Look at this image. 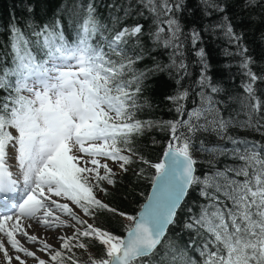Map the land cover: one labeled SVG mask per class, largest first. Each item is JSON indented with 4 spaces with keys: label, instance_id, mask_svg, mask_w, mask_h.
Returning a JSON list of instances; mask_svg holds the SVG:
<instances>
[{
    "label": "snow or ice",
    "instance_id": "6c2138e0",
    "mask_svg": "<svg viewBox=\"0 0 264 264\" xmlns=\"http://www.w3.org/2000/svg\"><path fill=\"white\" fill-rule=\"evenodd\" d=\"M201 2L205 9L222 14L204 31L221 32L236 47L235 52L224 48L223 54L240 57L243 94L239 104L246 117L243 120L220 116L217 104L221 101L214 96L224 89L209 75L207 53L198 46L202 33L196 28L184 32L176 15L184 9V0H136L141 8L135 15L147 19L146 10L152 17L153 26L147 32L140 23L117 27L134 15L131 0L123 7V16H111V28L101 24L92 2L86 7L77 6L73 12L77 17L74 38L66 36L59 19L39 28L30 24L28 32L15 24L10 26L7 48L0 53V91L5 93L0 96V252L6 264H12L13 259L18 264L26 262L19 255H9L3 243L5 237L16 253L33 257L38 264H48L16 238L20 235L28 243L37 242V237L26 231L31 225L26 226L25 220H35L47 230L73 228L71 235L58 237L61 250H52L41 241L40 250L48 252L51 264H79L73 249L87 252L85 240L103 247L98 258L89 253V264H163L168 260L171 264L177 260L181 264H264V143L228 134L230 128H239L264 136V89L257 84L264 81V75L252 70L255 61L247 54L243 33L232 24L227 3ZM261 3L264 0H244L241 10ZM107 7L121 10L115 4ZM27 11L33 12L32 5ZM204 15L211 13L205 10ZM145 36L151 50H167L170 63H155L136 72L133 65L149 51L144 48ZM187 42L201 68L195 81L200 89V105L187 112V119H137L144 81L165 71L170 76L175 73L173 78L179 86L165 99L175 106L178 117L185 115L183 101L189 90H181V81L190 75L185 62ZM130 45L143 50L130 56ZM152 127L167 129L170 137L162 159L156 163L144 159L134 147V138ZM198 132L214 134L233 146L230 150L208 147L201 140V153H230L241 163L198 176L199 162L193 156ZM12 158L15 164L10 166ZM109 160L118 162L124 173L137 160L154 169L152 191L136 215L118 212L96 197L97 190L107 194L104 184L116 183ZM10 167L17 171L13 173ZM142 174L143 169L136 173ZM197 186L198 195L208 203L200 205L198 214L178 221L186 197ZM70 204L89 219L104 211L122 216L130 222L125 226L126 235L117 236L88 223ZM187 212L192 213V208ZM177 227L181 233H194L179 252L171 239H165L170 228ZM160 248L165 249L163 254ZM188 249L198 253L199 261L188 256ZM157 256L159 260L154 259Z\"/></svg>",
    "mask_w": 264,
    "mask_h": 264
},
{
    "label": "trees",
    "instance_id": "16d2710c",
    "mask_svg": "<svg viewBox=\"0 0 264 264\" xmlns=\"http://www.w3.org/2000/svg\"><path fill=\"white\" fill-rule=\"evenodd\" d=\"M89 2L95 5L96 15L101 24L107 25L109 28L112 27L111 16L113 14L123 16V7L129 5V0H0V53L5 52L7 48L9 28L13 24L20 27L23 31L28 32L30 31L28 28L30 24L39 28L59 19L66 36L74 38L77 17L73 15V12L77 6L86 7ZM169 2H174V0H169ZM215 2L227 3V13L231 17L232 24L237 32L243 33V43L249 49L247 54L255 61L252 64V70L258 75H264V39H261V34L264 33V3H261L260 6L255 8L242 11L241 6L244 0H215ZM109 4L120 6L121 10L117 11L116 7L109 9L107 7ZM29 5L33 7L32 13L27 11ZM131 5L134 8V15L128 17L121 25H117V27L132 26L140 23L144 26V31L147 32L149 27L153 26L152 17L146 10L145 16L148 17L147 19L135 15V11L141 8L136 3V0H131ZM205 10L210 12L211 15H204ZM176 15L180 19L184 32L187 33L191 29L196 28L202 33V40L198 46L203 47L207 53L208 61L211 65L209 75L214 83L224 89L223 92L214 96L216 100L221 101V103L217 104V107L220 108V116L224 119H228L229 117H235L239 120L245 119L246 117L241 111L239 104V96L243 94V89L240 87L243 77L239 74L240 70L238 68L240 57L225 56L223 54L224 48L235 52L236 47L233 44H229L223 38L221 32L217 31L215 34H212L204 31L209 24L217 23L222 14L213 12L210 8L205 9L201 0H184V9L176 13ZM98 39L99 37H97ZM142 39L144 48L149 49V51L145 52L144 59L133 65L136 72L145 71L146 68L153 67L155 63L161 65L170 63L167 50L161 48L151 50L152 45L147 36ZM95 42L94 40L93 43ZM142 50L139 47L134 48L131 45L128 46V54L130 56H135ZM185 62L189 66L188 71L190 73L189 76H186L181 81V90L184 88L189 90L188 98L183 101L185 115L178 117L175 106L165 99L166 96L174 95L179 87L173 78L175 73L173 72L170 76L165 71L150 76L144 81L143 91L138 96V103L142 107L136 112L137 119L154 122L170 121L177 118L187 119V112L200 105V98L197 95L200 89L196 87L195 81L199 77L201 68L190 42L186 43ZM257 84L259 88L264 89V81H258ZM4 94L0 91V96ZM200 122L203 123V121ZM182 131H186V129H182ZM228 134L235 137L247 138L250 141L264 143V136H261L256 131L230 128ZM169 138L167 129L161 130L160 127L148 128L142 135L134 138V147L144 159L156 163L162 159ZM201 140L208 147L221 146L229 150L233 147L230 142L221 140L214 134L198 132L194 137V147L196 150L193 152L194 158L199 162L196 166V174L198 176L203 177L205 174H211L216 170L223 171L228 166H235L241 163L238 160H234L230 153L225 155L217 154L215 156L201 153L198 150ZM133 159L136 160V157H133ZM110 163L119 164L113 161H110ZM141 169H143V174L137 176L136 173L140 172ZM113 172L116 173L114 170ZM153 174L154 169L137 160V162L128 166L126 173H116L115 185H103L107 190V194L97 190L95 193L96 197L112 208L117 209L118 212L136 215L149 194L151 188L150 178ZM229 175L231 176L232 174L229 173ZM238 179H243V177ZM198 192L199 186L194 190H190L185 203L182 205L183 210L178 213V221L182 222L192 214H198L200 205L208 203L206 199L198 195ZM189 207L192 208V213L187 212V208ZM86 219L88 223H94L96 227L105 229L121 237L126 233L125 226L130 224L122 216L107 211L97 214L95 219H89L88 217ZM178 233L180 234L178 235ZM190 235H194V233H181L179 227L170 228L168 236L165 239H171L177 252H179L182 248L187 247ZM84 242L89 245L87 252L79 248H77L79 253L73 250L79 264L87 261L89 253L98 258L103 252V247L97 242L88 240ZM164 251V248L159 249L161 254ZM65 253L66 256L71 255L70 253ZM188 256L197 261L200 259L198 253L193 249H188ZM154 259L159 260V257H154ZM66 264H70V261H67ZM163 264H171V261H165ZM176 264H181V261L177 260Z\"/></svg>",
    "mask_w": 264,
    "mask_h": 264
},
{
    "label": "rangeland",
    "instance_id": "374dc122",
    "mask_svg": "<svg viewBox=\"0 0 264 264\" xmlns=\"http://www.w3.org/2000/svg\"><path fill=\"white\" fill-rule=\"evenodd\" d=\"M10 131H12L14 133V130L10 129ZM9 153L10 155H12V150L9 149ZM102 162H104L102 160ZM9 165L12 166L15 164V160L14 158L10 159L8 161ZM107 163L109 164V166L116 172V173H121V170L119 168L118 164H111L110 161H107ZM10 170L13 171V173H15L17 170L15 167H10ZM102 171V170H101ZM53 199H59L56 197H53ZM61 202H65V201H61ZM71 207L74 208V211H76V213L78 215L81 216L82 219L86 220V217L82 215V213L75 208L74 205H71ZM62 219H67V217H62ZM88 222V221H87ZM71 223V221H70ZM24 224L27 225H31V227H26V231L29 233V235H34L37 237V242L36 243H25V237L17 235V239L24 242L27 246V249L29 251H32L35 253V257H38L39 259L45 260L46 262H48V264H51L50 260H49V254L47 251H41L40 249L42 248V242H45L47 244H49L51 246L52 250H61L60 249V244L61 241L59 240V236H68L72 234L73 228L69 227V228H60V229H56V230H47L43 227H41L35 220H25ZM3 243L5 244L9 255L15 257L16 255H19L21 257V259H24L26 264H38L37 259L33 258V257H26L24 256L23 253H16L15 250H13L11 248L10 245H7V239L6 237L3 239ZM39 244V246L37 245ZM75 251H77V253H79V250L77 248L73 249ZM66 254V253H65ZM85 264H89L88 259L87 261L84 262ZM0 264H6V261L4 259V255L2 252H0ZM12 264H18V261H16L15 259L12 260ZM83 264V263H82Z\"/></svg>",
    "mask_w": 264,
    "mask_h": 264
},
{
    "label": "bare ground",
    "instance_id": "6f19581e",
    "mask_svg": "<svg viewBox=\"0 0 264 264\" xmlns=\"http://www.w3.org/2000/svg\"><path fill=\"white\" fill-rule=\"evenodd\" d=\"M20 241V240H19ZM26 244L28 243L27 242V240H26V238H25V241H24ZM24 242H22V241H20V243L23 245V247L24 248H27V246H26V244L24 243ZM38 246H39V244H37Z\"/></svg>",
    "mask_w": 264,
    "mask_h": 264
},
{
    "label": "water",
    "instance_id": "95a60500",
    "mask_svg": "<svg viewBox=\"0 0 264 264\" xmlns=\"http://www.w3.org/2000/svg\"><path fill=\"white\" fill-rule=\"evenodd\" d=\"M151 191H152V187H151V189H150L149 194L151 193ZM146 202H147V199H146V201L144 202V204H145ZM144 204H143V205H144ZM143 205H142V207H143ZM142 207H141V208H142ZM140 210H141V209H140ZM125 235H126V234H125Z\"/></svg>",
    "mask_w": 264,
    "mask_h": 264
}]
</instances>
